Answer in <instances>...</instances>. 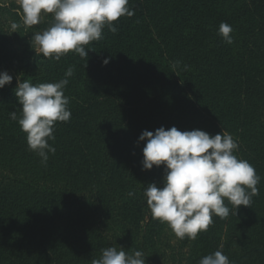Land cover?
Returning <instances> with one entry per match:
<instances>
[{"label": "trees", "instance_id": "1", "mask_svg": "<svg viewBox=\"0 0 264 264\" xmlns=\"http://www.w3.org/2000/svg\"><path fill=\"white\" fill-rule=\"evenodd\" d=\"M128 6L134 15L112 22L116 33L105 27L85 46L88 58L69 52L59 61L31 46L51 14L25 27L16 0L0 7V72L13 76L0 88V264H92L109 246L140 250L146 264H167V255L171 264H198L221 245L231 264H264V0ZM221 22L232 26V44L219 35ZM69 67L71 118L56 122L45 164L18 123L17 80L56 82ZM161 126L230 133L234 154L261 177L251 207L236 214L225 200L227 218L172 244L143 195L150 183L163 186L165 172L142 170L139 136Z\"/></svg>", "mask_w": 264, "mask_h": 264}, {"label": "clouds", "instance_id": "2", "mask_svg": "<svg viewBox=\"0 0 264 264\" xmlns=\"http://www.w3.org/2000/svg\"><path fill=\"white\" fill-rule=\"evenodd\" d=\"M23 26L32 27L42 22L43 14H51L52 22L43 31L33 33L31 46L37 55L59 61L69 52L88 58L87 45L103 38L107 27L112 33L118 28L112 22L122 16L131 17L134 9L129 0H16ZM7 0H0L5 7ZM21 25L11 24L12 32ZM219 35L227 44L233 43V28L221 22ZM109 60L105 58L104 64ZM74 75L69 67L65 78L56 82L33 84L29 80H17L15 95L22 106L18 119L15 111L11 119L17 120L25 132L30 150L47 163L48 153H55L49 140H55L56 122H68L71 111L69 97L64 94L68 77ZM13 76L0 72V88L11 84ZM139 141H146L142 152V170L164 165L163 186L150 183L144 190L146 204L153 219L166 222L178 239L195 240L202 231H207L213 217L225 219L230 208L251 207L252 197L258 194L261 177L254 166L234 153L238 142L222 131L211 135L200 129H165L161 126L154 132L144 130ZM133 196V192H129ZM223 245L214 253L203 256L198 264H231L222 252ZM92 264H146L140 250L128 253L123 247L109 246L101 250L99 259Z\"/></svg>", "mask_w": 264, "mask_h": 264}, {"label": "rangeland", "instance_id": "3", "mask_svg": "<svg viewBox=\"0 0 264 264\" xmlns=\"http://www.w3.org/2000/svg\"><path fill=\"white\" fill-rule=\"evenodd\" d=\"M10 1H13V0H7V3L10 2ZM168 233V236H169V239H170V242H172V244H176V241H177V237L175 236V234L173 233L172 229H169L167 231ZM166 259L168 261L167 264H171L170 263V260H169V255L166 256Z\"/></svg>", "mask_w": 264, "mask_h": 264}]
</instances>
